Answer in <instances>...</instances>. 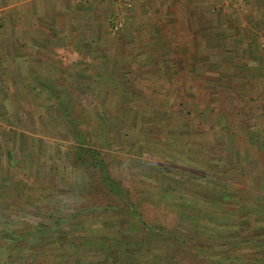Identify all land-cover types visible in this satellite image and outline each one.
<instances>
[{
	"label": "crops",
	"instance_id": "1",
	"mask_svg": "<svg viewBox=\"0 0 264 264\" xmlns=\"http://www.w3.org/2000/svg\"><path fill=\"white\" fill-rule=\"evenodd\" d=\"M128 1L0 0V225H19L29 209L37 210L40 222L46 217L40 211L71 213H63L60 203L47 209L41 184L32 181L39 178V171L30 169V160L33 157L37 165L39 153L31 145V136H37L31 133V114L41 112H33L27 100L36 92L19 90L16 83L43 81L39 76L45 69L35 66L73 65L91 73L87 67L114 64L119 77L124 73L125 78L130 76L126 66L140 71L146 67L154 78L160 71V79L175 87L185 82V100H191L185 110L193 108L185 113L195 114V120L202 122L213 113L218 126L225 125L222 115L232 112V107L236 121L249 112L264 118V108L259 109L264 89L255 84L263 82V69L253 76L254 67L264 66V47L250 39L251 27L258 16H264V0H244L247 15L239 13L237 5L216 9L215 0ZM218 94L230 99L227 107L223 99L221 105L210 100ZM258 120L251 125L241 117L236 127L258 130L264 124ZM217 158L222 157L215 155L216 163L221 161ZM202 160L198 156L197 162ZM251 170L247 169L248 176ZM204 171H192L193 179L186 170L187 179L198 186L185 185V207H180L185 224L176 234L148 224L140 231L135 222L118 219L111 224L103 218L86 222L79 232L80 225L53 217L45 220L52 224L53 239L34 244L43 232L29 235L19 253L33 257L32 264H264V198L256 196L263 191L264 181L250 188L253 201L226 203L224 195L233 198L237 186L224 190L207 186ZM207 189L212 193L209 197ZM210 197L211 203L203 201ZM0 253L12 252L0 247Z\"/></svg>",
	"mask_w": 264,
	"mask_h": 264
},
{
	"label": "rangeland",
	"instance_id": "2",
	"mask_svg": "<svg viewBox=\"0 0 264 264\" xmlns=\"http://www.w3.org/2000/svg\"><path fill=\"white\" fill-rule=\"evenodd\" d=\"M246 4L244 2L243 7L238 6L241 11L239 13L248 12ZM251 31L253 33L250 34V39L254 38L253 44L263 48L264 16H258ZM43 68L45 74L39 76L43 81L16 83L19 90L36 92L35 97L30 95L27 100L33 112H39L38 109L41 112L31 114V133L37 134L36 137L31 136V145L39 153L37 165H34L33 157L30 160V169L39 171V178L32 181L41 184L40 196L45 199L47 209L53 208L54 204L58 207L60 203L63 213L76 208L84 210L80 215L65 221H69L68 224L72 226L80 225L79 232L84 231V225L91 223L92 219L102 220L103 217L99 210L89 206L86 197L89 190L88 176L81 161L73 159L74 138L70 134L69 124H79L85 132V139L101 143L102 149L118 151L125 156L127 169L119 171L112 164L111 169L112 174L119 177L122 185L128 188L131 198L138 203L141 220L131 222H135L140 231L145 224L158 227L160 232L170 235L172 232L178 233L175 232L178 227L184 228L185 222L182 221L185 211L180 207H185V185H197L193 183L191 173L198 168L205 170L203 182L207 186L215 184L222 186L223 190L228 186H237L234 197L230 199V194L227 193L222 199L224 202L241 204L253 201L252 187L264 181V124L258 130H245L246 126L243 125L239 129L236 126L241 122V117L251 125L258 119L264 123V118H256L257 114L249 112L248 115H239L240 119L236 121L232 107V112L222 115V120L227 122L225 125L218 126L219 119L213 113L207 115L202 122L195 120V114H191L192 105L189 109L191 113H185L189 112L185 110V105L191 101L185 100V82H179L175 87L160 79V71L157 79L146 71V67H142V71L145 70L142 72L139 67L126 66L124 71L130 75L126 78L124 73L119 77V69L114 64L87 67L94 71L91 73L89 70L85 71V67L73 65L60 68L35 66L40 71ZM262 69L264 71L262 65L254 67L253 76L260 74ZM255 84L257 88L264 89V80ZM124 85L127 92L123 91ZM222 99V95H219L210 100L221 105ZM229 100L228 97L223 99L225 107L229 105ZM58 101L61 105L64 104L72 119L71 123L61 116ZM261 107L264 108V104H260L259 109ZM185 116L188 118L187 122ZM219 127L223 129L220 130ZM215 155L222 157L217 158L221 159L220 162H215ZM198 156H202L203 160L197 162ZM248 166L253 172H250L251 176L247 175ZM241 167L243 173H239ZM188 168L192 180L186 177ZM217 169L219 173H216ZM214 171L216 176L212 175ZM210 195L212 193L207 189L206 196ZM256 196L263 199L264 188ZM210 199L212 198L203 201L211 203ZM28 212L29 215L24 214L19 225L7 226L13 230L11 238L7 235L0 237V247L12 252V255L0 253V264H29V258L24 257V253H19L26 247L29 235L43 232L40 240L34 244L49 243L53 239L52 224L45 221L51 219L49 213L40 211V214L46 212L47 217L43 219L42 215L39 216L40 222L36 218L37 210L29 209ZM118 219L129 221L126 216H119L113 221L103 218L111 224ZM42 221L45 227L34 231L32 227L35 224L41 225ZM2 226L4 225H0V228ZM172 244L178 246L176 242L172 241ZM177 250H180V245ZM31 260L34 261L33 257ZM253 264L260 263L256 261Z\"/></svg>",
	"mask_w": 264,
	"mask_h": 264
},
{
	"label": "trees",
	"instance_id": "3",
	"mask_svg": "<svg viewBox=\"0 0 264 264\" xmlns=\"http://www.w3.org/2000/svg\"><path fill=\"white\" fill-rule=\"evenodd\" d=\"M123 91H126L125 85ZM59 102L57 105L61 109V116L66 118L68 123H71L72 119L64 104L61 105ZM69 130L74 138L73 159L81 161L83 170L88 176L87 184L89 190L86 197L89 206L99 210L103 218H110L112 221L119 216H126L129 221L141 220L137 201L131 198L130 191L122 185L121 179L112 174L111 164L114 167L117 166L119 171L128 168L125 156L118 151L102 149L101 143L95 140L85 139V132L77 123L69 124ZM82 212H84L83 209L76 208L72 209L68 215L50 213L49 216L51 218L54 217L56 221L65 222L74 216L80 215ZM42 225L35 224L32 229L34 231L40 230L45 227V225ZM30 231L33 232L32 230ZM30 231L28 230V232ZM12 232L11 228L2 226L0 228V237L7 235L11 238ZM9 254L12 255V253ZM28 262L32 264L31 257H29Z\"/></svg>",
	"mask_w": 264,
	"mask_h": 264
},
{
	"label": "built area",
	"instance_id": "4",
	"mask_svg": "<svg viewBox=\"0 0 264 264\" xmlns=\"http://www.w3.org/2000/svg\"><path fill=\"white\" fill-rule=\"evenodd\" d=\"M123 2L125 4L129 3L128 0H123ZM243 3H244V0H215L213 6L214 8L219 9V10H227L229 7L233 5L243 7L244 6Z\"/></svg>",
	"mask_w": 264,
	"mask_h": 264
}]
</instances>
